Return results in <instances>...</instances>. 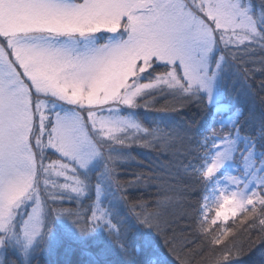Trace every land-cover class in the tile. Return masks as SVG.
Segmentation results:
<instances>
[{"label":"snow or ice","instance_id":"snow-or-ice-1","mask_svg":"<svg viewBox=\"0 0 264 264\" xmlns=\"http://www.w3.org/2000/svg\"><path fill=\"white\" fill-rule=\"evenodd\" d=\"M257 73L264 0H0V264H233L237 217L264 243Z\"/></svg>","mask_w":264,"mask_h":264},{"label":"trees","instance_id":"trees-1","mask_svg":"<svg viewBox=\"0 0 264 264\" xmlns=\"http://www.w3.org/2000/svg\"><path fill=\"white\" fill-rule=\"evenodd\" d=\"M260 74L257 73L256 77L253 81V88L257 93H260V90L258 88V81L260 79ZM224 90L227 92L229 89H231V92L234 93L236 89L240 88V82L237 80L235 83L232 82L231 78L227 79L225 83L223 84ZM264 94V93H260ZM242 97H247L250 101H254L255 97L251 95V92L244 88L241 92ZM231 98V93H230ZM151 102V98H146ZM157 106L160 104H163V98H157ZM142 113L146 116H156L157 113L154 112H147L146 110H141ZM162 119L168 120V121H174L179 122L182 124H192L193 126H196L197 130H201L205 128L207 125L209 119H210V111L205 112L203 111L199 106L196 104L190 105L184 112L182 113H175V114H168L161 117ZM137 157V159L142 160L144 163L143 165H137L133 161L126 162L122 164L120 169V182L123 184L126 181L130 180L132 171H135L139 168H146V165L150 162L151 157L146 155L144 150L142 149H136L134 153ZM50 162V161H46ZM148 194L145 193V196ZM197 197L193 196V201H195ZM67 206V205H66ZM242 217L236 218V223L233 225L232 221L229 220L228 225L232 226L235 229L236 235V242L238 246H243L245 251L237 260L235 255L233 256V264H264V243H261L258 239L257 233L255 231H244V225L240 224V220ZM220 227L219 223L217 225H212L209 229V231L214 232V234L219 235V232H216V229ZM148 234L145 233V237H147ZM155 244L162 249V242L155 240ZM228 239H232V236H229ZM251 246V247H250ZM207 247H205V251H207ZM210 247L213 248H220L223 249L224 244L219 245H211ZM235 253V250H233Z\"/></svg>","mask_w":264,"mask_h":264},{"label":"rangeland","instance_id":"rangeland-1","mask_svg":"<svg viewBox=\"0 0 264 264\" xmlns=\"http://www.w3.org/2000/svg\"><path fill=\"white\" fill-rule=\"evenodd\" d=\"M53 179H57L59 182H63V178L62 177H60V178L53 177Z\"/></svg>","mask_w":264,"mask_h":264}]
</instances>
